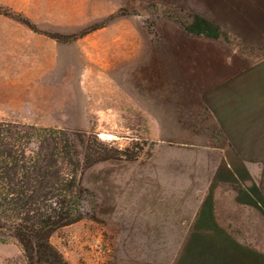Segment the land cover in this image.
Listing matches in <instances>:
<instances>
[{
  "label": "rangeland",
  "instance_id": "374dc122",
  "mask_svg": "<svg viewBox=\"0 0 264 264\" xmlns=\"http://www.w3.org/2000/svg\"><path fill=\"white\" fill-rule=\"evenodd\" d=\"M194 15L244 58L227 82L245 86L235 120L195 86L209 83L200 50L218 46L184 32ZM0 121L82 133L93 150L83 218L49 237L67 264H174L201 212L258 230L264 0H0ZM0 264H27L16 241H0Z\"/></svg>",
  "mask_w": 264,
  "mask_h": 264
},
{
  "label": "trees",
  "instance_id": "16d2710c",
  "mask_svg": "<svg viewBox=\"0 0 264 264\" xmlns=\"http://www.w3.org/2000/svg\"><path fill=\"white\" fill-rule=\"evenodd\" d=\"M182 27L189 35L228 41L199 15ZM90 151L85 134L0 121V241H16L27 264H67L49 237L83 218L88 189L81 176Z\"/></svg>",
  "mask_w": 264,
  "mask_h": 264
},
{
  "label": "crops",
  "instance_id": "0c3cea01",
  "mask_svg": "<svg viewBox=\"0 0 264 264\" xmlns=\"http://www.w3.org/2000/svg\"><path fill=\"white\" fill-rule=\"evenodd\" d=\"M206 41L218 47L200 50L202 62L199 72L209 83H195V86L206 96L208 105L217 102L227 109L222 119L235 120V106L243 102L241 97L244 90L241 89L245 86L243 83L227 82L238 78L237 73L244 65V58L234 54L230 48H222L221 44H225L223 40L206 38ZM230 52H233L232 55ZM256 150L258 148L253 143L246 144L243 149L237 148V151ZM250 164L253 165V162L246 160L247 168ZM252 178L248 182L252 183ZM258 183L262 185L264 197V176H259ZM228 220L225 215L213 219L207 212L199 213L190 221L189 236L182 243L174 264H264V225H257L258 230H255L254 225L244 219L237 220L236 224H228Z\"/></svg>",
  "mask_w": 264,
  "mask_h": 264
},
{
  "label": "bare ground",
  "instance_id": "6f19581e",
  "mask_svg": "<svg viewBox=\"0 0 264 264\" xmlns=\"http://www.w3.org/2000/svg\"><path fill=\"white\" fill-rule=\"evenodd\" d=\"M105 137H106V138H108V139H109V138H111V136H110V135H105ZM106 138H105V139H106Z\"/></svg>",
  "mask_w": 264,
  "mask_h": 264
}]
</instances>
